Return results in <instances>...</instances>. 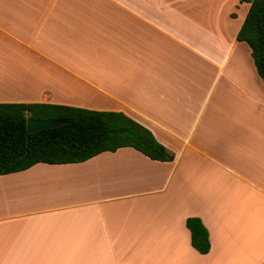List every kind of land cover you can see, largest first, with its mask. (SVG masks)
<instances>
[{"label":"crops","instance_id":"1","mask_svg":"<svg viewBox=\"0 0 264 264\" xmlns=\"http://www.w3.org/2000/svg\"><path fill=\"white\" fill-rule=\"evenodd\" d=\"M191 4L208 26L180 15ZM249 8L0 0V104L123 112L175 155L125 147L0 176V264H264V82L237 40Z\"/></svg>","mask_w":264,"mask_h":264},{"label":"trees","instance_id":"2","mask_svg":"<svg viewBox=\"0 0 264 264\" xmlns=\"http://www.w3.org/2000/svg\"><path fill=\"white\" fill-rule=\"evenodd\" d=\"M250 8L237 35L245 42L264 82V0H241ZM28 119L63 121L61 127L29 133ZM131 147L152 160L173 162L175 155L152 132L123 112L97 111L53 104H0V176L38 163L85 162L105 152ZM192 245L201 254L211 249L207 228L188 218Z\"/></svg>","mask_w":264,"mask_h":264},{"label":"water","instance_id":"3","mask_svg":"<svg viewBox=\"0 0 264 264\" xmlns=\"http://www.w3.org/2000/svg\"><path fill=\"white\" fill-rule=\"evenodd\" d=\"M64 124L63 121H37L34 119H28L27 121V130L29 133H37L48 129L58 128Z\"/></svg>","mask_w":264,"mask_h":264},{"label":"rangeland","instance_id":"4","mask_svg":"<svg viewBox=\"0 0 264 264\" xmlns=\"http://www.w3.org/2000/svg\"><path fill=\"white\" fill-rule=\"evenodd\" d=\"M182 5V4H180ZM198 6V4H191L190 7L188 8H185V9H181V10H178V12H180V15H184L186 16V22H195L196 23V26H200V27H206L208 26V21L206 20H201L200 18H198L197 20L194 19V17H192V14L195 12V10H193L194 7ZM170 16H172L170 14ZM188 24V23H187ZM206 34V33H205ZM212 36V34H211Z\"/></svg>","mask_w":264,"mask_h":264}]
</instances>
